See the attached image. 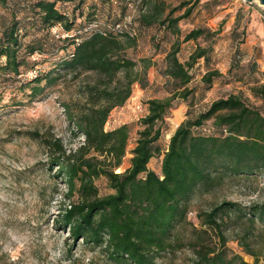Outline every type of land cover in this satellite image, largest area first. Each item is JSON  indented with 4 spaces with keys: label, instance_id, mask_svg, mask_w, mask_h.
<instances>
[{
    "label": "rangeland",
    "instance_id": "rangeland-1",
    "mask_svg": "<svg viewBox=\"0 0 264 264\" xmlns=\"http://www.w3.org/2000/svg\"><path fill=\"white\" fill-rule=\"evenodd\" d=\"M183 1L193 2L194 8L187 18L172 23L184 8L171 15L168 12ZM34 2L6 0L0 6V43L3 29L14 17L21 42L19 56L24 59L22 68H36L40 75L54 70L51 77L59 71L61 77L31 98L26 82L0 72V264H117L103 247L80 238L74 240L68 226L62 228L60 209L75 201L77 195L66 197L65 180L50 164L54 152L48 145L50 139H60L69 152L84 143V135L77 131L70 116L75 117L87 104L88 88L95 85L101 89L105 80L92 72L74 75L60 70L57 64L72 46L63 40L65 35L58 34L59 30L54 34L41 25L32 7ZM136 2L84 0L79 7L57 3L56 8L74 21L75 28L92 19L106 26L124 15H133L135 43L125 54L137 63L136 70L147 66L146 85L133 84L131 96L110 111L104 125L106 131L124 121L129 127L126 153L115 173L130 166L131 150L143 128L140 119L147 113L146 101L164 99L182 90L177 80L165 75V57L172 44H179L176 56L183 63L197 47L206 49V60L198 58L190 71L187 87L192 93L184 100H173L164 120L155 124L161 129L156 142L160 154L151 158L147 167L159 175L170 136L183 121L195 119L211 102L235 94L264 115V6L243 0H149L139 9ZM161 5L159 11L156 7ZM141 14L158 20L141 25ZM199 27L205 29L203 35L182 42L187 32ZM248 46L253 48L256 60L246 57L243 47ZM30 47L38 49L36 55H30ZM210 70H218L221 76L206 84L201 78ZM261 87L262 93L257 91ZM175 110L182 117L173 128L169 118ZM192 133L217 135L219 131L208 119L192 128ZM94 184L99 196L113 192L103 176ZM222 203L236 206H225L218 213L217 231L204 224L205 214ZM260 204H264V166L252 172L220 173L219 179L197 185L183 203L184 216L169 231L167 247L155 256V261L193 264L199 254H222L231 264H242L241 260L264 264V215L251 212L253 205Z\"/></svg>",
    "mask_w": 264,
    "mask_h": 264
},
{
    "label": "trees",
    "instance_id": "trees-1",
    "mask_svg": "<svg viewBox=\"0 0 264 264\" xmlns=\"http://www.w3.org/2000/svg\"><path fill=\"white\" fill-rule=\"evenodd\" d=\"M147 1L137 0L136 4L141 9ZM83 2L35 0L32 5L41 25L48 31L60 25V35L74 33V36L63 39L69 41L72 49L57 64L60 70L74 75L92 72L105 80L101 89L95 85L88 88L87 104L75 117L70 116L77 131L84 135V143L67 152L60 139L48 141L49 149L54 152L50 164L56 166L57 174L65 180L66 197L77 195L75 201L60 209L62 228L68 226L74 240L80 238L85 243L103 247L117 264H159L155 256L167 247L169 231L184 216L183 203L197 185L219 179L220 173L252 172L264 166V115L246 105L239 95L219 98L195 119H187L176 128L162 153L160 174L150 170L147 167L150 159L160 154L156 142L161 129L155 124L164 120L173 100H184L192 93V89L187 87L191 68L198 58L206 60V49L197 47L186 62H180L176 56L179 44L175 42L165 57V75L177 80L182 90L164 99L146 101L147 113L140 119L143 128L131 150L130 166L115 173L114 169L121 165L126 153L129 127L122 124L106 131L104 125L110 111L122 106L131 96L133 84L146 85L147 66L136 70L137 63L125 54L126 49L135 43V37L84 32V28L98 22L97 19L75 28L74 21L56 8L57 3L79 7ZM5 3L6 0H0V6ZM194 5L191 1H183L170 10L168 15L184 8L182 14L171 22L187 18ZM156 8L160 11L163 5ZM157 20L144 14L139 17L141 25L148 26ZM133 25L136 30L134 19ZM204 32L205 29L200 27L192 29L183 36L182 42L195 40ZM20 47L18 23L12 17L2 31L0 72L26 82L30 86V97L35 98L45 88L56 84L61 73L58 71L51 77L53 70L45 75L38 73L32 79L23 78L21 75L32 69L22 68L24 59L19 56ZM37 50L30 47V55H36ZM220 76L218 70H210L201 80L210 84L213 78ZM257 91L262 93L263 87ZM208 119H212L213 126L218 129L217 135L192 133V128L201 126ZM101 176L107 179L112 193L98 195L94 181ZM225 206L236 204L215 206L205 214L204 224L220 231L217 216ZM251 212L263 216L264 204L253 205ZM193 264H231V261L225 260L222 254L211 257L199 254Z\"/></svg>",
    "mask_w": 264,
    "mask_h": 264
},
{
    "label": "built area",
    "instance_id": "built-area-1",
    "mask_svg": "<svg viewBox=\"0 0 264 264\" xmlns=\"http://www.w3.org/2000/svg\"><path fill=\"white\" fill-rule=\"evenodd\" d=\"M104 27V28H101ZM60 25H56L50 29L51 32L54 34L60 30ZM92 31H99L100 33L104 34L105 32H109L113 35L121 36V35H127L129 37H135L136 31L134 29L133 25V15H125L120 21L108 24L106 26H100L98 22H92L88 26L84 28V32H92ZM59 34V33H58ZM67 36H74V33L71 35L62 34ZM61 35V36H62ZM57 36V35H56ZM76 42H78V39H75ZM39 73V70L34 68L32 70H29L27 73L21 75L25 79H32L37 76ZM141 105H137V109H140ZM85 140V138H84Z\"/></svg>",
    "mask_w": 264,
    "mask_h": 264
},
{
    "label": "bare ground",
    "instance_id": "bare-ground-1",
    "mask_svg": "<svg viewBox=\"0 0 264 264\" xmlns=\"http://www.w3.org/2000/svg\"><path fill=\"white\" fill-rule=\"evenodd\" d=\"M181 117H182V114L178 110H175L173 116L169 118L171 122V126L173 128H175L178 125L179 121L181 120Z\"/></svg>",
    "mask_w": 264,
    "mask_h": 264
},
{
    "label": "crops",
    "instance_id": "crops-1",
    "mask_svg": "<svg viewBox=\"0 0 264 264\" xmlns=\"http://www.w3.org/2000/svg\"><path fill=\"white\" fill-rule=\"evenodd\" d=\"M242 46L240 47V50H241ZM243 50H246L245 51V55L248 59H252V60H256V55L255 53L253 52V48L251 46H248V47H243ZM146 105V104H145ZM144 105V106H145ZM121 124H126V121L122 122ZM121 124H119L118 126H120Z\"/></svg>",
    "mask_w": 264,
    "mask_h": 264
},
{
    "label": "water",
    "instance_id": "water-1",
    "mask_svg": "<svg viewBox=\"0 0 264 264\" xmlns=\"http://www.w3.org/2000/svg\"><path fill=\"white\" fill-rule=\"evenodd\" d=\"M243 1L244 2H248V3L253 2V1H258L259 4H261L262 6H264V0H243Z\"/></svg>",
    "mask_w": 264,
    "mask_h": 264
}]
</instances>
